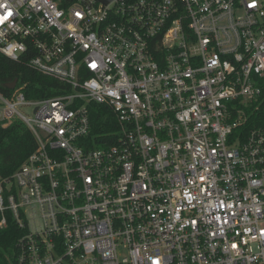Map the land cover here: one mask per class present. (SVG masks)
<instances>
[{
    "label": "built area",
    "instance_id": "obj_1",
    "mask_svg": "<svg viewBox=\"0 0 264 264\" xmlns=\"http://www.w3.org/2000/svg\"><path fill=\"white\" fill-rule=\"evenodd\" d=\"M0 53L65 87L0 91L36 140L0 183L17 264H264V0H0Z\"/></svg>",
    "mask_w": 264,
    "mask_h": 264
},
{
    "label": "trees",
    "instance_id": "obj_2",
    "mask_svg": "<svg viewBox=\"0 0 264 264\" xmlns=\"http://www.w3.org/2000/svg\"><path fill=\"white\" fill-rule=\"evenodd\" d=\"M19 80L25 85L28 99H45L63 94L65 87L60 82L32 70L26 60L15 61L0 53V91L8 94V85ZM93 132L90 140L96 142L110 139L114 130L115 118L112 113L100 106L92 107ZM249 120L243 131L264 130V93L259 102L248 109ZM36 150V140L29 127L20 120L9 126L0 124V175L2 180H10L28 157ZM1 221V216H0ZM26 234L20 229L11 215L8 225L0 229V264H17L19 240Z\"/></svg>",
    "mask_w": 264,
    "mask_h": 264
},
{
    "label": "rangeland",
    "instance_id": "obj_3",
    "mask_svg": "<svg viewBox=\"0 0 264 264\" xmlns=\"http://www.w3.org/2000/svg\"><path fill=\"white\" fill-rule=\"evenodd\" d=\"M21 112L26 116H33L32 110L30 108L24 107L21 109ZM2 181L1 175H0V183Z\"/></svg>",
    "mask_w": 264,
    "mask_h": 264
},
{
    "label": "water",
    "instance_id": "obj_4",
    "mask_svg": "<svg viewBox=\"0 0 264 264\" xmlns=\"http://www.w3.org/2000/svg\"><path fill=\"white\" fill-rule=\"evenodd\" d=\"M104 2H108L109 0H103ZM19 82V80L18 79H16L14 82H12L11 84H9L7 87L9 88V89H14L15 87H16V85H17V83Z\"/></svg>",
    "mask_w": 264,
    "mask_h": 264
},
{
    "label": "snow or ice",
    "instance_id": "obj_5",
    "mask_svg": "<svg viewBox=\"0 0 264 264\" xmlns=\"http://www.w3.org/2000/svg\"><path fill=\"white\" fill-rule=\"evenodd\" d=\"M4 18H6V17H4Z\"/></svg>",
    "mask_w": 264,
    "mask_h": 264
}]
</instances>
